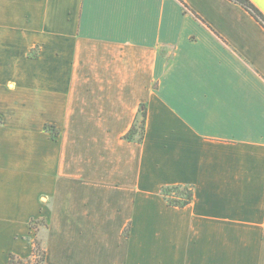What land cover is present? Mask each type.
Wrapping results in <instances>:
<instances>
[{"label": "crops", "instance_id": "0c3cea01", "mask_svg": "<svg viewBox=\"0 0 264 264\" xmlns=\"http://www.w3.org/2000/svg\"><path fill=\"white\" fill-rule=\"evenodd\" d=\"M181 2L0 0V264H264V28Z\"/></svg>", "mask_w": 264, "mask_h": 264}, {"label": "trees", "instance_id": "16d2710c", "mask_svg": "<svg viewBox=\"0 0 264 264\" xmlns=\"http://www.w3.org/2000/svg\"><path fill=\"white\" fill-rule=\"evenodd\" d=\"M179 1L181 2V0ZM230 1L239 5L244 10H246L264 28V14L250 0H230ZM182 6L185 11L188 10L183 3ZM192 14L194 18L200 20V18L197 15H195L194 13ZM145 123H146V105L141 104L139 106V109L136 113V116L132 122L130 129L127 131L125 135H123L122 139L128 142H134L138 144L142 143L145 135ZM46 128L48 131L55 134V130L52 126H47ZM160 193L168 206L184 208L187 205H189L192 201L193 187L189 185L163 186L160 189ZM34 223L35 222H32V225ZM44 255H45V251L43 247V240L38 238L35 239L33 243L32 258L22 260L14 255H10L9 264H45Z\"/></svg>", "mask_w": 264, "mask_h": 264}]
</instances>
